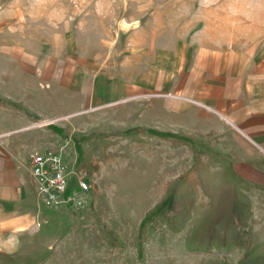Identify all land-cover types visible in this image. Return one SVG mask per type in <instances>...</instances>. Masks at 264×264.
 Wrapping results in <instances>:
<instances>
[{
    "label": "rangeland",
    "instance_id": "1",
    "mask_svg": "<svg viewBox=\"0 0 264 264\" xmlns=\"http://www.w3.org/2000/svg\"><path fill=\"white\" fill-rule=\"evenodd\" d=\"M13 40L135 78L147 56L168 69L185 52L264 47V0H0V54ZM120 103L55 122L90 189L3 238L0 264H264V181L222 165L220 125L168 116L164 99L145 118L144 102Z\"/></svg>",
    "mask_w": 264,
    "mask_h": 264
},
{
    "label": "crops",
    "instance_id": "2",
    "mask_svg": "<svg viewBox=\"0 0 264 264\" xmlns=\"http://www.w3.org/2000/svg\"><path fill=\"white\" fill-rule=\"evenodd\" d=\"M6 49L0 54V241L29 230L46 212L30 172L33 154L59 153L72 173L55 122L122 101L144 102V118L149 100L164 99L168 116L213 120L222 129V165L241 181H264V47L246 55L185 52L168 69L149 67L147 56L135 78L101 72L68 46L33 53L13 40Z\"/></svg>",
    "mask_w": 264,
    "mask_h": 264
},
{
    "label": "built area",
    "instance_id": "3",
    "mask_svg": "<svg viewBox=\"0 0 264 264\" xmlns=\"http://www.w3.org/2000/svg\"><path fill=\"white\" fill-rule=\"evenodd\" d=\"M30 172L37 182V196L47 208L81 205V195L88 192L84 177L67 171L55 152L35 153L30 159ZM75 181V186L74 183Z\"/></svg>",
    "mask_w": 264,
    "mask_h": 264
}]
</instances>
